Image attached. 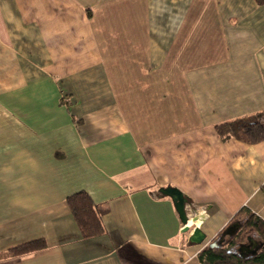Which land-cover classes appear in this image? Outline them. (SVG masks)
Masks as SVG:
<instances>
[{
    "label": "crops",
    "instance_id": "obj_1",
    "mask_svg": "<svg viewBox=\"0 0 264 264\" xmlns=\"http://www.w3.org/2000/svg\"><path fill=\"white\" fill-rule=\"evenodd\" d=\"M261 111L263 0H0V264H201L241 209L264 221V139L215 129Z\"/></svg>",
    "mask_w": 264,
    "mask_h": 264
},
{
    "label": "trees",
    "instance_id": "obj_2",
    "mask_svg": "<svg viewBox=\"0 0 264 264\" xmlns=\"http://www.w3.org/2000/svg\"><path fill=\"white\" fill-rule=\"evenodd\" d=\"M215 129L223 140L235 138L246 143H256L264 139V111L219 123ZM66 200L84 237H91L102 231L98 212L91 197L85 191L75 192ZM241 213H244L243 217ZM241 217L243 219H240ZM233 221L241 223L237 233L232 237H226L224 242L218 246L206 245L202 248L198 253L201 264H264V246L255 255L246 258L233 252V249L237 248L240 243L246 242L248 232H252L259 240L264 241V221L243 209L237 213ZM223 230L214 240L221 235ZM43 246V240H32L13 248L10 252L15 255L24 254Z\"/></svg>",
    "mask_w": 264,
    "mask_h": 264
},
{
    "label": "water",
    "instance_id": "obj_3",
    "mask_svg": "<svg viewBox=\"0 0 264 264\" xmlns=\"http://www.w3.org/2000/svg\"><path fill=\"white\" fill-rule=\"evenodd\" d=\"M158 193L160 196L169 197L174 205V208L179 216L180 222L182 223V232H188L190 230V225L188 224L189 219L193 221V223L198 220V216L195 214L190 216L187 210V206L190 204L188 199L183 195V193L175 188V187H161L158 189ZM241 227V223L239 221L231 222L227 227L224 228L221 235L207 245L210 247L218 246L222 244L226 237L234 236L239 228ZM205 240V235L201 231L198 226L192 228L191 234L188 237V241L192 244H201ZM246 243H240L237 248L233 249V252L237 253L240 257L246 258L253 256L257 253V251L264 246V241L256 240L250 235L246 237Z\"/></svg>",
    "mask_w": 264,
    "mask_h": 264
},
{
    "label": "flooded vegetation",
    "instance_id": "obj_4",
    "mask_svg": "<svg viewBox=\"0 0 264 264\" xmlns=\"http://www.w3.org/2000/svg\"><path fill=\"white\" fill-rule=\"evenodd\" d=\"M251 237H253L254 239H256V240H259V238L257 237V236H255L254 234H252V235H250ZM247 242V241H246ZM245 242V243H246Z\"/></svg>",
    "mask_w": 264,
    "mask_h": 264
},
{
    "label": "rangeland",
    "instance_id": "obj_5",
    "mask_svg": "<svg viewBox=\"0 0 264 264\" xmlns=\"http://www.w3.org/2000/svg\"><path fill=\"white\" fill-rule=\"evenodd\" d=\"M242 217H243V215H242ZM242 217L240 219H243ZM252 234H253L252 232L247 233V235H252Z\"/></svg>",
    "mask_w": 264,
    "mask_h": 264
}]
</instances>
